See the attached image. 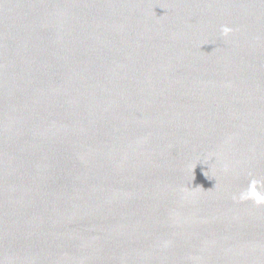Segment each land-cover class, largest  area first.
<instances>
[{
	"label": "water",
	"instance_id": "water-1",
	"mask_svg": "<svg viewBox=\"0 0 264 264\" xmlns=\"http://www.w3.org/2000/svg\"><path fill=\"white\" fill-rule=\"evenodd\" d=\"M0 264H264V0H0Z\"/></svg>",
	"mask_w": 264,
	"mask_h": 264
}]
</instances>
